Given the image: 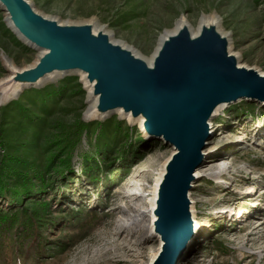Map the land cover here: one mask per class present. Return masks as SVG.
<instances>
[{
	"label": "rangeland",
	"instance_id": "obj_1",
	"mask_svg": "<svg viewBox=\"0 0 264 264\" xmlns=\"http://www.w3.org/2000/svg\"><path fill=\"white\" fill-rule=\"evenodd\" d=\"M28 1L60 24L104 30L146 61L181 20L191 31L216 22L239 67L264 74V0ZM41 54L0 6V81ZM91 101L80 72L0 100V264L157 263L147 200L174 149L138 119L90 116ZM209 133L207 176L188 193L194 239L176 262L158 264H264V102L227 105Z\"/></svg>",
	"mask_w": 264,
	"mask_h": 264
},
{
	"label": "water",
	"instance_id": "obj_2",
	"mask_svg": "<svg viewBox=\"0 0 264 264\" xmlns=\"http://www.w3.org/2000/svg\"><path fill=\"white\" fill-rule=\"evenodd\" d=\"M0 6L15 33L42 52L34 66L13 70L1 87L20 91L50 75L80 72L97 100V117L121 110L141 119L147 135L173 147L153 215L162 242L156 264L176 262L194 238L188 193L203 165L209 121L221 105L240 99L264 102V75L239 67L216 22H202L196 35L183 23L160 39L149 63L92 24H60L28 0H0Z\"/></svg>",
	"mask_w": 264,
	"mask_h": 264
},
{
	"label": "bare ground",
	"instance_id": "obj_3",
	"mask_svg": "<svg viewBox=\"0 0 264 264\" xmlns=\"http://www.w3.org/2000/svg\"><path fill=\"white\" fill-rule=\"evenodd\" d=\"M208 19V18H207ZM183 23H187L185 20H181L178 24H177V26H176V28L173 30V31H171V32H167V33H165L161 38H163V37H165L167 34H172V33H175L176 32V30H177V28L179 27V26H181ZM207 23H214V22H207ZM199 32V29L196 31V30H192V34L193 35H196L197 33ZM151 60H152V58H150V59H148L147 61L149 62V63H151ZM36 64V63H35ZM260 73V72H259ZM260 74H262V73H260ZM55 75H59V74H54V75H50L49 77H47L43 82H42V84L43 83H45L47 80H49L50 78H52L53 76H55ZM83 76H84V74H82ZM262 75H264V74H262ZM12 77V74L7 78V79H5V80H2V81H0V87H1V85L5 82V81H7V80H9L10 78ZM85 80V79H84ZM89 89H90V91H91V87H89ZM11 91H14V92H17L18 90L17 89H10L9 87H1L0 88V100H2V99H5L7 96H8V93L9 92H11ZM92 101H91V106H90V108H89V110H88V114H90V116H96L95 115V113L93 112V108H94V106H95V104H96V99L95 98H93V99H91ZM227 107V105H221L216 111H215V113H214V116L212 117V119L209 121V125L211 126V121L215 118V117H217L219 114H220V112H222V110L224 109V108H226ZM117 112H119V113H122L121 112V110H119V111H117ZM128 119H131V117H130V115H125ZM102 117H104V116H101V118ZM138 121H139V123H140V125H141V128H142V131H143V133H144V135L146 134L147 135V133L145 132V130H144V128H143V125H142V120L141 119H138ZM138 123V124H139ZM209 135H210V133H209ZM215 150V149H214ZM173 154V153H172ZM203 155L205 156L206 155V151L205 152H203ZM171 157V156H170ZM170 157H169V159H170ZM214 158H216V157H214ZM168 159V160H169ZM167 160V161H168ZM215 161V160H214ZM167 163V162H166ZM204 164V163H203ZM166 165V164H165ZM165 165L162 167V172H161V174H160V172H159V174H157L158 176H157V179H158V177H159V179H158V181H157V179L155 180V181H157V183H156V186H155V193H154V198H153V194H152V197H149L148 198V203H150V205H152V208H151V211H153V209H154V207H155V199H156V193H157V188H158V185H159V183H160V181H161V179H162V176H163V174H164V167H165ZM160 171H161V169H160ZM207 170H206V167H204L203 165L201 166V168H199L196 172H195V175H196V180H198V178H201V177H206L207 176ZM210 176H214V175H211L210 174ZM218 179L220 180L221 178L220 177H218ZM254 186V185H253ZM250 188H252V187H250ZM152 189V188H151ZM251 190V189H250ZM253 190V189H252ZM194 209H195V207H193V204H192V206H191V210H192V213H193V217L195 218V216H196V213H195V211H194ZM196 222V221H195ZM198 223L196 224V231H197V229H198ZM119 230H120V234L121 233H123V227H120L119 228ZM194 239V238H193ZM190 243H188L187 244V246L189 245ZM186 246V247H187ZM186 247L184 248L185 250H186ZM184 250V251H185ZM184 251H182L181 253L183 254V252Z\"/></svg>",
	"mask_w": 264,
	"mask_h": 264
}]
</instances>
